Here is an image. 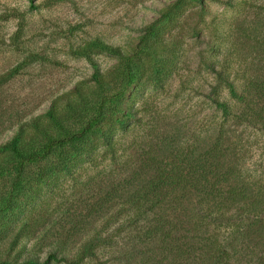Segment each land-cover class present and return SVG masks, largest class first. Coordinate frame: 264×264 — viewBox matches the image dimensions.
<instances>
[{"label": "rangeland", "instance_id": "1", "mask_svg": "<svg viewBox=\"0 0 264 264\" xmlns=\"http://www.w3.org/2000/svg\"><path fill=\"white\" fill-rule=\"evenodd\" d=\"M259 23L264 0H34V8L28 0H0V147L20 128L29 138L33 121L46 125L53 105L61 114L68 102L79 105L78 91L96 88L88 58L104 84L115 83L119 59L92 41L119 48L135 75L103 134L67 171L39 177L43 164L24 169V187L8 211L14 173L0 154V261L43 262L50 252L72 261L99 234L111 243H98V261L86 264H114L108 252L124 242L129 251L123 238L135 235L129 193L158 165L222 129L234 131L235 171L251 185L263 217L264 126L234 122L243 103L219 77L242 93L264 73V49L245 33ZM212 98L230 105L232 116L222 118Z\"/></svg>", "mask_w": 264, "mask_h": 264}, {"label": "trees", "instance_id": "2", "mask_svg": "<svg viewBox=\"0 0 264 264\" xmlns=\"http://www.w3.org/2000/svg\"><path fill=\"white\" fill-rule=\"evenodd\" d=\"M28 2L34 8V0ZM245 33L253 35L258 49H264L261 23ZM91 46L119 59L113 73L115 83L104 84L98 65L88 58L96 88L85 94L78 91L79 105L68 102L66 112L61 114L53 105L45 114L46 125L33 121L29 138L20 128L0 147V154L5 155L14 173V185L4 200V210L8 211L22 192L23 172L28 165L43 164L39 177L67 171L71 162L86 151L91 138L103 134V122L117 112L121 97L132 84L135 75L119 48L98 39ZM219 77L226 84L229 97L243 103L233 115L234 122L264 126V73L256 74L242 93L222 75ZM211 101L222 118L232 116V108L225 101L218 98ZM233 132L222 129L214 138L209 135L203 147L198 145L186 155L174 154L175 161L158 165L152 175L138 183V189L125 199L130 208L137 209L130 222L135 226V235L123 238L131 243V249L127 251L124 242L120 248L109 251L112 263L264 264L261 202L253 195L251 185L235 171ZM96 237L84 243L75 260L50 252L43 262L29 257L19 264L97 262L98 243L111 242L110 237L102 238L99 234ZM260 247L262 255L256 253ZM0 264L10 263L0 261Z\"/></svg>", "mask_w": 264, "mask_h": 264}]
</instances>
